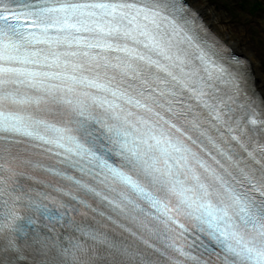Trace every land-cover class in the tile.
<instances>
[{
    "label": "snow or ice",
    "instance_id": "1",
    "mask_svg": "<svg viewBox=\"0 0 264 264\" xmlns=\"http://www.w3.org/2000/svg\"><path fill=\"white\" fill-rule=\"evenodd\" d=\"M0 264H264V93L191 0H0Z\"/></svg>",
    "mask_w": 264,
    "mask_h": 264
},
{
    "label": "rangeland",
    "instance_id": "2",
    "mask_svg": "<svg viewBox=\"0 0 264 264\" xmlns=\"http://www.w3.org/2000/svg\"><path fill=\"white\" fill-rule=\"evenodd\" d=\"M208 2L220 12L221 20L223 18V21L235 24L240 33L243 31L245 38L251 37L253 43L263 50L258 53L264 67V0H208Z\"/></svg>",
    "mask_w": 264,
    "mask_h": 264
},
{
    "label": "bare ground",
    "instance_id": "3",
    "mask_svg": "<svg viewBox=\"0 0 264 264\" xmlns=\"http://www.w3.org/2000/svg\"><path fill=\"white\" fill-rule=\"evenodd\" d=\"M191 2L195 5L196 8L203 12V15L212 23L218 33H220L226 39L233 41L235 43L234 47H236L238 51L247 53V55H245L251 61L256 75L258 87L264 93V67L261 63L262 59H260V53H258L263 50L259 49L260 47L258 48L255 42L253 43L251 37L249 39L245 38L244 33H242L243 31L240 33L238 31L239 28H237L235 24H233L232 22L227 23L223 21V18L221 20L220 12L210 2H208V0H191Z\"/></svg>",
    "mask_w": 264,
    "mask_h": 264
}]
</instances>
